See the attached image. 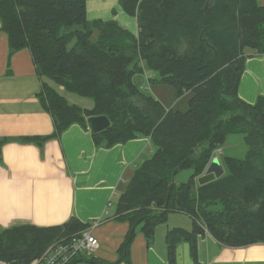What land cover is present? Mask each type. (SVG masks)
<instances>
[{"label":"trees","instance_id":"trees-1","mask_svg":"<svg viewBox=\"0 0 264 264\" xmlns=\"http://www.w3.org/2000/svg\"><path fill=\"white\" fill-rule=\"evenodd\" d=\"M87 1L0 0V31L9 60L23 49L31 55L40 81L36 96L51 118L52 137L59 140L74 124L88 130V117L106 116L110 127L91 135L96 147L149 138L155 148L117 202L114 220L130 229L114 264H130L136 227L151 238L170 213L192 219V231L166 233L170 264L180 242L190 245L199 264L196 236L205 233L228 247L264 244V97L249 104L238 96L246 59L264 56V6L257 0H117L137 23L134 36L116 20H88ZM142 64L158 74L156 80L146 75L149 84L168 85L177 97L189 94L186 111L166 109L140 92L133 77L143 72ZM52 82L92 99L93 107L70 105ZM232 134L243 135L244 157L221 158L224 174L197 185L194 179ZM183 170L192 176L177 184ZM212 205L223 209H207ZM86 227L71 218L62 226L6 229L0 232V260L28 264L54 240Z\"/></svg>","mask_w":264,"mask_h":264},{"label":"crops","instance_id":"crops-1","mask_svg":"<svg viewBox=\"0 0 264 264\" xmlns=\"http://www.w3.org/2000/svg\"><path fill=\"white\" fill-rule=\"evenodd\" d=\"M257 2L264 6V0ZM93 5L105 13L93 11ZM86 16L88 20H116L132 35L138 33L136 21L122 11L117 0H88ZM50 85L59 91L58 86ZM39 91L29 51H17L9 60L7 38L0 31V232L26 225L62 226L71 218L87 227L97 223L90 231L98 248L76 264H114L130 229L128 223L114 220L117 202L135 170L155 148L149 138L111 148L96 147L89 130L77 124L58 140L51 136L53 124L37 99ZM238 96L249 104L258 96L264 97V56L246 59ZM33 137L43 141L24 140ZM180 216L183 220L176 218ZM166 223L158 225L151 238L136 227L130 264H170L166 233L172 229L192 231V219L183 213H170ZM196 246L199 264H264L263 243L228 247L205 233L196 236ZM174 252V264H194L187 242L178 243Z\"/></svg>","mask_w":264,"mask_h":264},{"label":"rangeland","instance_id":"rangeland-1","mask_svg":"<svg viewBox=\"0 0 264 264\" xmlns=\"http://www.w3.org/2000/svg\"><path fill=\"white\" fill-rule=\"evenodd\" d=\"M93 11H100L101 13H105L101 8L93 5ZM111 15V12H110ZM115 15V11L112 10V16ZM128 16V15H127ZM129 17V16H128ZM104 20V19H103ZM251 51L250 49L246 48L245 53ZM143 72L135 74L133 77V82L138 86L140 92L149 97H153L161 101L164 107L169 109H174L178 111H186L188 107V98L189 95L177 97L176 91L165 84H159L157 81L155 83H148L146 79V75H151V78L154 80L158 79V74L155 72L150 71L144 65L142 66ZM53 83V82H52ZM58 92L62 95L67 103L70 105H77L81 108L91 109L93 107V100L85 97H80L74 93H70L66 91L62 86H58ZM57 89V88H56ZM247 146L244 142L243 135L241 134H232L229 135L225 144L213 152V157L217 156L220 159L223 157H233V158H243L246 154ZM191 170H183L176 176V183H185L191 177ZM207 209L212 211H221L223 207L221 205H212L207 207ZM179 220H183V217H176ZM175 219V220H177ZM167 226V223L164 224ZM60 238L54 240L45 250V253L48 248L54 245Z\"/></svg>","mask_w":264,"mask_h":264},{"label":"built area","instance_id":"built-area-1","mask_svg":"<svg viewBox=\"0 0 264 264\" xmlns=\"http://www.w3.org/2000/svg\"><path fill=\"white\" fill-rule=\"evenodd\" d=\"M148 77L146 76L147 81ZM96 225L97 223H93L79 233L60 237L45 253L28 264H76L83 256L98 248V240L90 231ZM0 264L8 263L0 260Z\"/></svg>","mask_w":264,"mask_h":264},{"label":"water","instance_id":"water-1","mask_svg":"<svg viewBox=\"0 0 264 264\" xmlns=\"http://www.w3.org/2000/svg\"><path fill=\"white\" fill-rule=\"evenodd\" d=\"M87 127L91 135L100 133L110 127V120L106 116H90L86 119ZM224 174V168L219 157H213L203 174L196 179L199 186L208 184L220 178Z\"/></svg>","mask_w":264,"mask_h":264}]
</instances>
